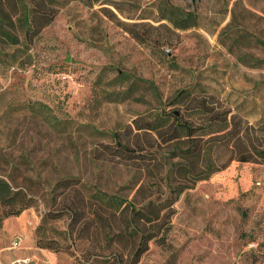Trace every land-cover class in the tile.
I'll use <instances>...</instances> for the list:
<instances>
[{
  "label": "rangeland",
  "instance_id": "rangeland-1",
  "mask_svg": "<svg viewBox=\"0 0 264 264\" xmlns=\"http://www.w3.org/2000/svg\"><path fill=\"white\" fill-rule=\"evenodd\" d=\"M224 114L264 144V0H0V178L28 200L8 218L34 263L127 264L140 231L136 264H264L263 163L232 160L160 206L186 183L165 174L166 127ZM146 202L153 220L133 222Z\"/></svg>",
  "mask_w": 264,
  "mask_h": 264
},
{
  "label": "trees",
  "instance_id": "trees-1",
  "mask_svg": "<svg viewBox=\"0 0 264 264\" xmlns=\"http://www.w3.org/2000/svg\"><path fill=\"white\" fill-rule=\"evenodd\" d=\"M162 122H164L163 119H161ZM262 123L263 121L258 126ZM214 126H218L217 129H214ZM166 129L169 134L168 140L172 141V144L168 155L171 161L168 163L165 174L166 176L179 175L186 183L182 185L176 184L174 187L169 186L170 193L166 196L165 201L161 203V209L172 205L176 201L178 194L185 189H190L196 181L205 179L212 173L224 169L232 160L264 164V144L257 146L252 141H249V146H246L243 142L244 135L240 123L234 122V117L228 121L226 114L218 118V120L207 119L200 133H195L193 127L187 123L175 122L168 125ZM261 129L264 130V125ZM220 133L222 135H219ZM180 138L191 140V144L185 149H180L178 146V139ZM231 146L232 151L230 150V152L232 154L230 153L228 159L220 165H215L210 158L211 153L218 148L229 149ZM233 152L236 153L233 154ZM199 159H201L200 164H198ZM174 193L175 195H173ZM94 196L98 203L105 207L118 209L125 202L117 196H108L100 192H97ZM28 206L29 203L25 195L20 190L14 191L6 180L0 178V207L2 208L0 210V228L6 218L19 215ZM156 207L152 202L143 203L140 208L133 212V222L136 221L138 224L144 225L152 221L153 219H150L149 215L156 210ZM122 234L124 235V233ZM153 236L152 233L145 235L140 231L128 234V237L132 238L133 243L136 241V245L127 264H136L138 262L142 253L147 249V242ZM36 245L39 248H47L46 245L39 241L36 242Z\"/></svg>",
  "mask_w": 264,
  "mask_h": 264
},
{
  "label": "crops",
  "instance_id": "crops-1",
  "mask_svg": "<svg viewBox=\"0 0 264 264\" xmlns=\"http://www.w3.org/2000/svg\"><path fill=\"white\" fill-rule=\"evenodd\" d=\"M17 237L20 238V245L17 247L11 246ZM7 240L10 241V245L7 248H3ZM0 244H2L0 247V264H10L15 259L25 258L33 253V239L25 224L23 223L22 225L21 221L17 218H8L2 223L0 228ZM35 257L38 261L47 258L50 260L51 258L46 253H43V251L35 252ZM31 264H37V262L34 263L31 260Z\"/></svg>",
  "mask_w": 264,
  "mask_h": 264
},
{
  "label": "built area",
  "instance_id": "built-area-1",
  "mask_svg": "<svg viewBox=\"0 0 264 264\" xmlns=\"http://www.w3.org/2000/svg\"><path fill=\"white\" fill-rule=\"evenodd\" d=\"M20 245V238L17 237L14 242H12L11 246L17 247ZM10 264H31V260L28 257L15 259Z\"/></svg>",
  "mask_w": 264,
  "mask_h": 264
}]
</instances>
